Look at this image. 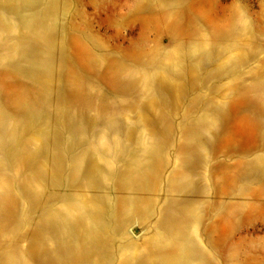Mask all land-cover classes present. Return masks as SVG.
Listing matches in <instances>:
<instances>
[{
  "label": "rangeland",
  "instance_id": "1",
  "mask_svg": "<svg viewBox=\"0 0 264 264\" xmlns=\"http://www.w3.org/2000/svg\"><path fill=\"white\" fill-rule=\"evenodd\" d=\"M0 264H264V0H0Z\"/></svg>",
  "mask_w": 264,
  "mask_h": 264
}]
</instances>
